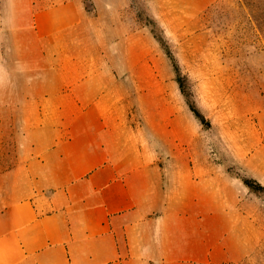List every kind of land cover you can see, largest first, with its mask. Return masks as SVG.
Instances as JSON below:
<instances>
[{
	"label": "crops",
	"instance_id": "obj_1",
	"mask_svg": "<svg viewBox=\"0 0 264 264\" xmlns=\"http://www.w3.org/2000/svg\"><path fill=\"white\" fill-rule=\"evenodd\" d=\"M96 20L79 0H0V264H238L230 178L118 108L120 76L87 59Z\"/></svg>",
	"mask_w": 264,
	"mask_h": 264
},
{
	"label": "rangeland",
	"instance_id": "obj_2",
	"mask_svg": "<svg viewBox=\"0 0 264 264\" xmlns=\"http://www.w3.org/2000/svg\"><path fill=\"white\" fill-rule=\"evenodd\" d=\"M79 1L97 18L99 47L87 59L121 78L118 108L144 110L152 143L166 142L161 153H175L173 140H181L183 156L209 157L230 178L224 188L238 193L247 214V255L238 264H264V189L243 181L264 187V0ZM176 65L203 123L180 90ZM81 109L71 100V110Z\"/></svg>",
	"mask_w": 264,
	"mask_h": 264
},
{
	"label": "trees",
	"instance_id": "obj_3",
	"mask_svg": "<svg viewBox=\"0 0 264 264\" xmlns=\"http://www.w3.org/2000/svg\"><path fill=\"white\" fill-rule=\"evenodd\" d=\"M163 41V40H162ZM176 71H177V82L179 84L180 90L183 93V95L185 96L188 105L191 109V111L196 115V117L198 119H200V121L203 123L205 121L204 116L200 113V111L197 109L194 101L192 100V93L191 91L188 89L187 84H186V78L180 73L179 67L176 65ZM244 183L251 189H257L256 186L258 187V189H264L263 186L260 185H256L252 180L250 179H244L243 180Z\"/></svg>",
	"mask_w": 264,
	"mask_h": 264
}]
</instances>
